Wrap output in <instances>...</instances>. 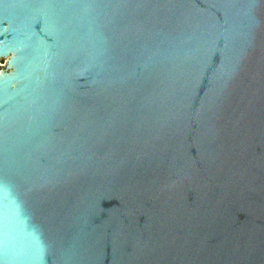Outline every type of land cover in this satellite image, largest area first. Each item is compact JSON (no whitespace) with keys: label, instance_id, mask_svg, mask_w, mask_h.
I'll list each match as a JSON object with an SVG mask.
<instances>
[{"label":"water","instance_id":"1","mask_svg":"<svg viewBox=\"0 0 264 264\" xmlns=\"http://www.w3.org/2000/svg\"><path fill=\"white\" fill-rule=\"evenodd\" d=\"M0 264H264V0H0Z\"/></svg>","mask_w":264,"mask_h":264}]
</instances>
